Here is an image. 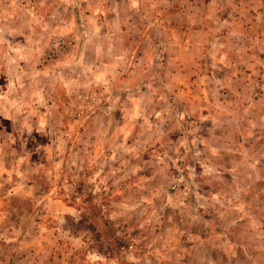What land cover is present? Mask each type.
I'll return each instance as SVG.
<instances>
[{
  "label": "rangeland",
  "instance_id": "374dc122",
  "mask_svg": "<svg viewBox=\"0 0 264 264\" xmlns=\"http://www.w3.org/2000/svg\"><path fill=\"white\" fill-rule=\"evenodd\" d=\"M263 115L264 0H0V264H264Z\"/></svg>",
  "mask_w": 264,
  "mask_h": 264
},
{
  "label": "crops",
  "instance_id": "0c3cea01",
  "mask_svg": "<svg viewBox=\"0 0 264 264\" xmlns=\"http://www.w3.org/2000/svg\"><path fill=\"white\" fill-rule=\"evenodd\" d=\"M264 116V115H263ZM262 120H264V117H263V119ZM15 233H17V235H15L16 237H18V236H22V230H18V231H14ZM10 233L11 232H7V231H3L2 232V235L4 236V237H9L10 236Z\"/></svg>",
  "mask_w": 264,
  "mask_h": 264
}]
</instances>
